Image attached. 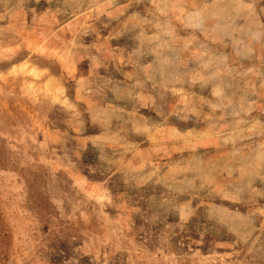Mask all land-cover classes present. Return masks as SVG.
Returning a JSON list of instances; mask_svg holds the SVG:
<instances>
[{
	"label": "rangeland",
	"instance_id": "rangeland-1",
	"mask_svg": "<svg viewBox=\"0 0 264 264\" xmlns=\"http://www.w3.org/2000/svg\"><path fill=\"white\" fill-rule=\"evenodd\" d=\"M0 264H264V0H0Z\"/></svg>",
	"mask_w": 264,
	"mask_h": 264
}]
</instances>
